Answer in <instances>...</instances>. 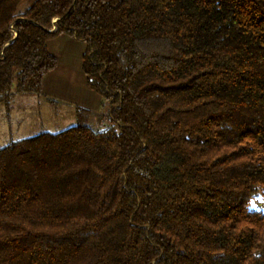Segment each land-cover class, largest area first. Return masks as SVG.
<instances>
[{
    "label": "trees",
    "instance_id": "1",
    "mask_svg": "<svg viewBox=\"0 0 264 264\" xmlns=\"http://www.w3.org/2000/svg\"><path fill=\"white\" fill-rule=\"evenodd\" d=\"M62 34L100 123L0 148V264H264V0H0V104Z\"/></svg>",
    "mask_w": 264,
    "mask_h": 264
},
{
    "label": "crops",
    "instance_id": "2",
    "mask_svg": "<svg viewBox=\"0 0 264 264\" xmlns=\"http://www.w3.org/2000/svg\"><path fill=\"white\" fill-rule=\"evenodd\" d=\"M49 53L57 60V66L48 72L42 81L43 96L47 103L67 107L76 114V109L90 112L91 126H98L102 114V98L88 86L83 70L87 45L83 41L62 34L47 41Z\"/></svg>",
    "mask_w": 264,
    "mask_h": 264
},
{
    "label": "rangeland",
    "instance_id": "3",
    "mask_svg": "<svg viewBox=\"0 0 264 264\" xmlns=\"http://www.w3.org/2000/svg\"><path fill=\"white\" fill-rule=\"evenodd\" d=\"M25 7L26 3L20 8ZM76 124L75 112L67 107L47 103L35 94L17 95L10 101L9 109L0 104V148L12 140L35 137L43 132L56 134Z\"/></svg>",
    "mask_w": 264,
    "mask_h": 264
},
{
    "label": "built area",
    "instance_id": "4",
    "mask_svg": "<svg viewBox=\"0 0 264 264\" xmlns=\"http://www.w3.org/2000/svg\"><path fill=\"white\" fill-rule=\"evenodd\" d=\"M102 122H103V123H106V124H109V120H108L107 118H104V119L102 120Z\"/></svg>",
    "mask_w": 264,
    "mask_h": 264
},
{
    "label": "water",
    "instance_id": "5",
    "mask_svg": "<svg viewBox=\"0 0 264 264\" xmlns=\"http://www.w3.org/2000/svg\"><path fill=\"white\" fill-rule=\"evenodd\" d=\"M55 21H57V20H55Z\"/></svg>",
    "mask_w": 264,
    "mask_h": 264
}]
</instances>
